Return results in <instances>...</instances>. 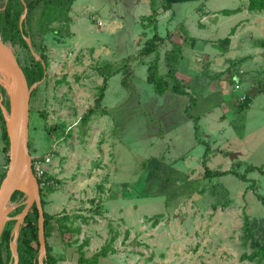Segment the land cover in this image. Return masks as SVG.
Returning a JSON list of instances; mask_svg holds the SVG:
<instances>
[{
	"label": "rangeland",
	"instance_id": "rangeland-1",
	"mask_svg": "<svg viewBox=\"0 0 264 264\" xmlns=\"http://www.w3.org/2000/svg\"><path fill=\"white\" fill-rule=\"evenodd\" d=\"M165 2H156L164 42L150 56L139 55L156 33L141 23L153 13L150 0H74L71 22L54 23L58 34L44 39L49 66L29 103V142L32 161L44 164L52 189L41 190L45 210L62 223L48 239L56 264H80L81 255L90 260L97 254L96 264H258L244 259L254 251L244 225L247 216L256 238H264V34L245 28L244 41L231 48L221 43L240 18L230 21L220 10L241 14L244 0H196L168 11ZM202 15L206 24L199 22ZM94 16L106 26L99 28ZM175 23L206 41L183 39ZM172 46L181 48L172 68L188 95L160 96L146 82L158 57V74L165 76ZM14 53L23 66L30 61L24 49ZM107 65L127 66L131 76L125 86L122 71L109 78L101 109L84 125ZM254 87L259 91L248 109L238 111L235 105ZM195 119L210 147L206 161ZM153 158L162 161L155 176L154 166L144 167ZM206 167L245 182L232 174L207 179ZM214 186L226 192V208L224 199L217 204Z\"/></svg>",
	"mask_w": 264,
	"mask_h": 264
},
{
	"label": "trees",
	"instance_id": "trees-1",
	"mask_svg": "<svg viewBox=\"0 0 264 264\" xmlns=\"http://www.w3.org/2000/svg\"><path fill=\"white\" fill-rule=\"evenodd\" d=\"M5 0H0V37L4 43H9L12 47H17L18 49H24L28 54L30 61L22 65V71L26 78V82L28 87L32 86L34 83L39 82L43 79L45 70L41 62L35 60L32 56L30 49L25 42V38H29L32 43V48L35 53H37L41 61L44 63L46 69L48 68V58L46 54V46L44 39L48 36V34H58V30H56L53 26L54 23L59 22V25H67L71 22L70 17L68 16L72 10V6L74 0H24L27 7V15L26 19L22 25V30L19 26L20 16L23 13V5L20 0H8L7 4H4ZM152 15L149 17H143L141 19V23L150 27H153L156 32L154 36L146 42L141 51L139 52L140 57L150 56L152 54H156L158 52L159 46L162 45L164 39L160 38L157 34L156 27V2L158 0H150ZM170 4L168 2L163 3L162 8L165 11L170 9ZM264 10V0H250L249 2V11H262ZM65 22V23H62ZM147 23V24H146ZM149 24V25H148ZM224 45H228L230 43L229 38L224 39L222 42ZM181 48L180 46H172L170 51H167L165 54V63L167 66V72L164 74L165 76H161L158 74V63L159 57L155 59L154 63L150 65L148 69V75L146 82L149 85L153 86V89L157 95H164L167 92H171L175 95H188L186 92V88L184 84L177 78V71L172 67L177 65L181 59ZM132 59V58H130ZM134 59V58H133ZM129 61V59H127ZM130 62V61H129ZM129 62L128 65H129ZM122 71V85L125 86V81L129 79L131 76L130 68L127 66H122V69L112 70L109 65L103 66L100 69L99 75L102 77V84L98 88L97 97L95 103L92 108H89L85 114L82 116L83 124L86 125L93 116L97 115L98 111L102 107V101L104 98V93L107 89V83L109 78L113 76L115 73H120ZM236 84L235 78H233ZM38 89V88H37ZM34 90L31 93V101L34 99L38 90ZM4 90L0 87V96H4ZM193 100V99H192ZM191 100V103H192ZM250 96L245 95V98L242 102L235 105V108L238 111H245L249 107ZM6 107H8V102H5ZM31 113V110L29 111ZM41 116L45 118L44 114L41 113ZM199 120H194V130L195 136L197 138L198 144L205 146L204 153V161H206L207 157L210 153V147L200 139L199 134ZM30 126V120H29ZM0 128L2 141L4 144L3 153L5 155V168L8 164V137L6 133V127L4 118L0 109ZM64 130V127H62ZM50 134L56 132L55 128H51L49 130ZM29 151L31 150L30 142L28 143ZM162 161L159 159H150L146 162L144 167L147 170L149 166H154L150 173V175L155 176V172L158 171ZM147 165V166H146ZM234 175L237 178H240L243 182H245L244 176H239L234 172H212L207 167L205 168V177L208 179H214L218 177H223L227 175ZM5 176V169L1 175V181ZM40 184V182H39ZM50 191L51 187L48 188H40L41 195V203L44 211V234L46 239V249H47V259L45 260V264H56V260L52 257L50 252V247L48 245V239L51 236L52 232L55 230V226L57 228V224L62 226V223L57 221L53 216H51L46 210V203L42 199V191ZM213 190L216 194L220 196L221 200H218L217 204H221L222 199L223 203L221 204L223 208H226L230 205V201L225 198L226 192L220 186H214ZM220 190V191H219ZM219 199V198H218ZM23 201V195L19 192H16L12 196V202ZM214 205L213 208L216 209L217 206ZM23 210V206L17 208V210L12 214V216H16ZM245 230L247 231L246 235L250 240H252L251 248L254 250L250 256H244V259L252 262L256 261L258 264L264 262V238L262 240L256 238L253 229L249 226L248 217L245 216ZM12 223V222H11ZM13 227H10V223L7 224L0 243V264H9L11 262V254L9 243L11 241V231ZM73 233H78V229L74 230ZM38 254H39V242H38V210L34 205L30 212L28 213L24 224L21 227L19 238H18V256H19V264H38ZM102 254L95 255L92 259L86 260L83 255H81L79 259L80 264H96L98 258Z\"/></svg>",
	"mask_w": 264,
	"mask_h": 264
},
{
	"label": "water",
	"instance_id": "water-1",
	"mask_svg": "<svg viewBox=\"0 0 264 264\" xmlns=\"http://www.w3.org/2000/svg\"><path fill=\"white\" fill-rule=\"evenodd\" d=\"M7 1H4L5 5ZM20 1L23 5V13L19 20V26L22 30V25L27 15V7L24 0ZM25 42L32 56L36 61L42 63L45 70L43 79L30 87H28L22 71V64L18 63L14 55L15 48L9 43H4L0 37V87L5 93L4 96H0V109L8 137V164L5 176L0 183V243L7 224L14 221L15 225L12 228L11 241L9 243L11 254V262L9 264H19L18 238L20 230L28 213L35 205L38 210V264H45L47 249L44 234V211L41 203L39 184L32 170V157L28 143L31 93L46 79L47 70L40 56L34 52L31 40L25 38ZM260 90L264 92V84L260 87ZM258 91L259 88L254 87L247 95L253 97ZM5 102H8V107H6ZM16 192L23 195V201L20 204L12 202V196ZM199 198L200 196L195 194L194 200L196 201ZM21 205L23 206V210L12 217L11 214Z\"/></svg>",
	"mask_w": 264,
	"mask_h": 264
},
{
	"label": "crops",
	"instance_id": "crops-1",
	"mask_svg": "<svg viewBox=\"0 0 264 264\" xmlns=\"http://www.w3.org/2000/svg\"><path fill=\"white\" fill-rule=\"evenodd\" d=\"M191 1H196V0H167V2L171 6L172 5H175V4H181V3H185V2H191ZM198 1H200V0H198ZM242 5L241 6L243 7V10L241 11V14H236V12H239L240 11V10H238L236 8H234L236 10H234V9H232V10L229 9L227 11L226 10H220V11L223 12V15H229V14H231L232 17H231L230 21H232V20H234L236 18H240L237 22L236 21H232V23H234L235 25H234V28H232V31H231L233 33L232 34L231 33L229 34V40H230L229 45L230 44L233 45L235 41L237 43V41H244L245 40L244 39L245 35H241L240 34V32L243 29H245V28H249V30L250 29L253 30V28H254L256 31H258L260 33V35L264 34V10H262V11H249V3H248V0H244V2H243ZM83 6L85 7V5H83ZM197 12L199 14V12H201V11L198 9ZM94 17H96V16H94ZM97 18L99 20H101L102 22H104V25L106 26V21L105 20H102L100 17H97ZM211 18H217L216 13L212 14V17ZM207 19H208V16L202 15V17H200L199 22L202 23V24H206ZM172 21H173V19H169L168 20V22H172ZM216 25L220 26L221 23L218 22V21H216L215 22V26ZM115 26H116V28H118L117 27L118 26L117 23L115 24ZM176 27H178L179 30L184 34L183 35L184 36L183 39H189V41L192 44L198 43L199 41H206L205 37H202L203 35L201 36V38L190 37L189 36V33H188V30L184 26H182L180 24H176ZM170 36H171L170 34H167L166 35L167 40L170 39L171 42H174L177 45L182 44L179 40L177 41L175 39H172V38H170ZM233 39H235V40H233ZM230 48H231V45H230ZM229 50L230 49L226 47V49H225L226 52L225 53L228 54ZM167 51H169V50H167ZM186 75L189 76L188 74H186ZM187 76H184V77H187ZM179 78H181V75L180 74H179ZM4 164H5V155L3 153V141H2L1 128H0V170H1V172H3L4 169H5Z\"/></svg>",
	"mask_w": 264,
	"mask_h": 264
},
{
	"label": "built area",
	"instance_id": "built-area-1",
	"mask_svg": "<svg viewBox=\"0 0 264 264\" xmlns=\"http://www.w3.org/2000/svg\"><path fill=\"white\" fill-rule=\"evenodd\" d=\"M93 19H95L97 26L99 28H103L105 26L104 22L97 19V17H93ZM45 161L49 162V159L47 158ZM32 170H33V173H34V175L38 181V184L40 182L39 189L40 188H47L50 185V183L47 181V178H46L47 177L46 176L47 175V169L45 168L44 164L40 160H33L32 161Z\"/></svg>",
	"mask_w": 264,
	"mask_h": 264
},
{
	"label": "flooded vegetation",
	"instance_id": "flooded-vegetation-1",
	"mask_svg": "<svg viewBox=\"0 0 264 264\" xmlns=\"http://www.w3.org/2000/svg\"><path fill=\"white\" fill-rule=\"evenodd\" d=\"M14 48H17V47H14ZM14 55H15V57H16L18 63H19V64H22L21 61H20V59L17 57L16 53H14ZM16 210H17V209H16ZM13 213H14V212H13ZM13 213H12V214H13ZM12 214H11V216H12ZM13 216H14V215H13ZM13 216H12V217H13ZM11 222H14V221H11ZM11 222H9V223H11ZM14 223H15V222H14Z\"/></svg>",
	"mask_w": 264,
	"mask_h": 264
}]
</instances>
